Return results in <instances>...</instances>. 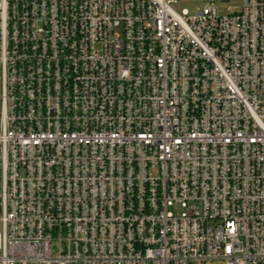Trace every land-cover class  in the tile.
Instances as JSON below:
<instances>
[{"label":"built area","instance_id":"2783aa9c","mask_svg":"<svg viewBox=\"0 0 264 264\" xmlns=\"http://www.w3.org/2000/svg\"><path fill=\"white\" fill-rule=\"evenodd\" d=\"M0 264H264V0H0Z\"/></svg>","mask_w":264,"mask_h":264},{"label":"rangeland","instance_id":"374dc122","mask_svg":"<svg viewBox=\"0 0 264 264\" xmlns=\"http://www.w3.org/2000/svg\"><path fill=\"white\" fill-rule=\"evenodd\" d=\"M203 8H204L203 4L193 3V2L182 3L179 6V10L188 9L190 12H194L196 10H200V9H203ZM221 10H226V6H222Z\"/></svg>","mask_w":264,"mask_h":264}]
</instances>
